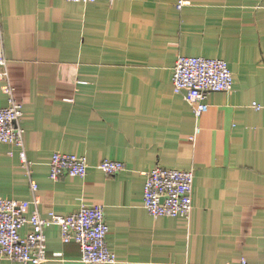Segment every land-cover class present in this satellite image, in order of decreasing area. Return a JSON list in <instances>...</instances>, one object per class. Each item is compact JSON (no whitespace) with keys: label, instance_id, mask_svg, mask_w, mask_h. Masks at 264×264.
<instances>
[{"label":"crops","instance_id":"crops-1","mask_svg":"<svg viewBox=\"0 0 264 264\" xmlns=\"http://www.w3.org/2000/svg\"><path fill=\"white\" fill-rule=\"evenodd\" d=\"M179 1L0 0V58L31 162L0 145V198L37 197L45 219L102 205L115 264H264V109L253 106L264 105V0ZM179 55L223 59L234 75L200 117L173 89ZM54 153L86 157L87 174L51 179ZM106 159L126 167L107 175ZM157 165L193 169L189 218L144 207ZM45 235L46 264H86L58 225Z\"/></svg>","mask_w":264,"mask_h":264},{"label":"built area","instance_id":"built-area-1","mask_svg":"<svg viewBox=\"0 0 264 264\" xmlns=\"http://www.w3.org/2000/svg\"><path fill=\"white\" fill-rule=\"evenodd\" d=\"M72 2L94 3L97 0H67ZM114 2L116 0H110ZM189 3L180 0L178 9ZM0 79L5 81L4 91L8 95V105L0 107V145L8 144L18 149L23 168L30 170L21 119L24 109L15 96V88L9 81L7 60L0 58ZM172 84L175 93L183 94L197 117L208 111V97L213 92L232 90L234 75L228 63L219 58L196 56L177 57ZM257 110L264 105L253 103ZM126 164L122 161L106 159L100 168L107 175L123 171ZM88 162L77 154L54 153L50 163V178L84 177ZM31 174V171L29 172ZM144 207L153 217L170 216L189 218L193 209L194 171L166 168L157 165L144 173ZM35 195L38 185L31 181ZM38 198L33 202L26 200L0 198V263L5 260L18 261L21 264H46L49 260L45 229L58 225L64 243H76L81 249V261L86 264H115L117 255L109 249L104 207L100 204H83L78 211L64 216L50 213V217H41L37 209ZM29 226L22 236L20 230ZM242 264H248L246 260Z\"/></svg>","mask_w":264,"mask_h":264}]
</instances>
